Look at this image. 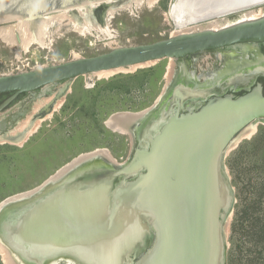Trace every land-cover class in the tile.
Returning a JSON list of instances; mask_svg holds the SVG:
<instances>
[{"label":"water","instance_id":"1","mask_svg":"<svg viewBox=\"0 0 264 264\" xmlns=\"http://www.w3.org/2000/svg\"><path fill=\"white\" fill-rule=\"evenodd\" d=\"M56 2L0 0V24L7 15H44ZM9 10L13 13H6ZM236 13L205 21L224 22ZM260 43L264 14L218 29L200 26L149 44L3 74L0 95L13 96L0 112L20 94L80 77ZM66 91L67 87L61 89L57 99ZM213 95L205 96L176 79L154 107L126 113L141 114L131 133L136 146L126 163L102 158L80 164L82 155L63 169L71 168L70 172L57 173L54 178L62 177L54 179L50 189L42 185L30 191L29 201L17 199L6 206L8 199L3 201L0 241L15 263L227 264L226 223L235 193L225 159L245 128L264 120V95L261 89L237 99L223 91ZM198 99L208 102L183 111Z\"/></svg>","mask_w":264,"mask_h":264},{"label":"rangeland","instance_id":"2","mask_svg":"<svg viewBox=\"0 0 264 264\" xmlns=\"http://www.w3.org/2000/svg\"><path fill=\"white\" fill-rule=\"evenodd\" d=\"M80 1L76 2L80 4ZM175 1L157 0L152 5L146 3L139 7L135 4L128 6L134 0H117L118 3L114 5L113 2L97 5L98 2L92 1L88 3V7L72 6L66 12L63 8L68 4L63 5L62 0H57L53 7L47 9L46 14L35 18L27 17L32 19V24L38 26L44 17L64 15L61 22L54 20L48 26L45 31L48 43L45 46L32 45L19 58L18 45H11L0 38V76L34 70L37 66L59 64L74 58L94 57L117 47L149 44L183 33L178 30L170 15L173 7L178 6V1L173 6ZM94 2L96 3L93 4ZM119 3L127 7H121ZM256 4L257 7L253 10L264 13V4L257 2L254 5ZM113 10L116 12L111 16ZM6 13L12 14L13 11ZM242 14L243 12H239L228 16L223 19L224 23L227 20H237ZM17 17L9 22H2L0 28L11 27L21 37L18 26L21 19L17 20ZM212 21H203L188 28L205 27ZM96 26H103L105 30L97 29ZM79 29H84V32ZM157 66L164 72L156 86L149 88L145 95L134 91L131 96H122L119 92L113 90L110 93L108 90L112 87L108 83L115 78L134 75ZM169 71L172 72L171 86L181 77L178 61L174 60L143 65L134 70L124 69V72L120 70L106 77H80L56 85L50 96L33 104L30 114L18 124L19 129L27 127L33 116L42 109L49 106L53 111L47 117L36 120L33 131L25 133V138H17L19 148L0 147L4 156L0 158V204L11 196L39 188L85 154L107 150L114 163H126L136 144L129 133L121 134L110 128L107 122L118 114L140 113L154 107L168 85ZM65 87L67 91L57 99L58 92ZM113 88L117 90V86ZM76 102L79 104L75 105ZM82 107L85 112L78 113ZM255 126V132L259 126V133H253L248 138L247 134L251 131H244L238 137L237 144H231L225 159L235 193V204L226 223L227 264H264V160L261 156L264 126L259 125V122ZM38 127L40 129L36 132ZM10 135L15 133H9ZM11 140L15 139H0ZM2 258L0 252V264H6Z\"/></svg>","mask_w":264,"mask_h":264},{"label":"flooded vegetation","instance_id":"3","mask_svg":"<svg viewBox=\"0 0 264 264\" xmlns=\"http://www.w3.org/2000/svg\"><path fill=\"white\" fill-rule=\"evenodd\" d=\"M239 19L240 17L237 20L228 21L235 22ZM244 46H252V52L254 53L249 51L246 56H243V53H239V57L234 54L235 52L233 51L238 50L242 52L245 49ZM262 61H264V43L257 45L245 44L241 47H233V49L226 47L217 50H209L179 60L178 71L179 73L181 72V79L179 80L194 85L202 94H205V96H210V94L215 95L217 92L223 91L224 95H232L237 99L249 94L255 89H261L264 95V63ZM252 63L253 65H251ZM245 76H247V78ZM212 78L214 82H210ZM55 86L56 85L48 89H39L32 93L20 94L7 108L0 112V139H7L8 137L9 140L15 139L14 142L13 140L0 141V147L14 146L19 148L18 144L20 143L17 138L20 137L21 140L25 138V133L33 131V124L36 120H40L41 117L43 118L53 111L52 107L49 106L42 109L33 116L27 127L19 129L18 124L30 114L33 104L39 99L47 97L48 95L50 96ZM2 95H0V106L11 98L13 93H9V95L5 96ZM207 102L206 100L198 99L197 101L186 104L183 111L187 112L189 107H193L197 110L198 107L206 105ZM259 125L264 126V120L259 121ZM39 129L40 127L36 128V132ZM258 130L259 126L254 134L259 133ZM9 133H15V135L9 136ZM1 153L2 152H0V154ZM261 156L264 160V147L262 148ZM1 157L4 158L3 154L0 155V158Z\"/></svg>","mask_w":264,"mask_h":264},{"label":"bare ground","instance_id":"4","mask_svg":"<svg viewBox=\"0 0 264 264\" xmlns=\"http://www.w3.org/2000/svg\"><path fill=\"white\" fill-rule=\"evenodd\" d=\"M92 1L98 2L97 5L104 4V3H109V2L110 3L113 2V5L118 3L117 0H87L85 2L80 1L81 2L80 4H78V3L77 4L74 3L73 5L72 4L71 5L68 4V5H66L63 8V10L66 11L68 8H71L72 6H77V5H79L80 7H88L89 6L88 3L92 2ZM156 1L157 0H134V3H130L128 6L131 7L132 5L135 4L137 7H139V6H141L143 4H146V3L149 4V5H152ZM177 1L179 2L178 6L176 8L173 7V9L170 12V15H171L172 19L174 20L178 30H180V32L189 31L190 29L192 30L193 28L189 29L188 27L193 25V24H198L200 21H205V20H207L209 17H211L213 15L224 14L226 12H231V11H235V10L239 11V12H243L242 16L239 19L240 21L241 20H246V19H249V18L250 19L251 18L252 19L253 18H257V17L262 16L264 14L262 11L257 12L255 10H253L254 7H257V4L254 5L255 3H257V2L259 3L260 2L261 5H263L264 4V0H259V1H257V0H255V1H253V0H176L173 3V6L175 5V3ZM96 2H94L93 4H95ZM122 3H119L121 5V7H125L126 8L127 6L123 5L125 3H123V4ZM258 6H260V5H258ZM246 8H249V9H246ZM81 10H84V9H81ZM115 12H116V10L115 11L114 10L111 11V16L114 15ZM101 14H102V12H101ZM95 15H96V13H95ZM16 17H17L16 15H7V16L3 17L1 20L3 22H7V21L12 20L13 18L15 19ZM19 17L20 18L17 17V20L21 19V23H19V25H18L19 29L21 30V31L19 30L20 33H21V37L18 36L17 34H15L16 32L14 33V29L13 28L5 27V28H0V38L3 41H5L6 43H9L11 45H18V47H19L18 57L20 58L22 56V54H23L22 52L27 51L32 45L45 46L48 43V40H47V37H46V33H45V31L47 30L48 26H50L51 23L54 20H59L61 22L63 20V18H64V15H62V16H51L50 18H46V17L43 16L44 18L41 21H39L40 23L38 24V26L32 24L31 23L32 21H31L30 18H26V17L21 18V16H19ZM36 22H37V20H36ZM235 22H237V21H235ZM235 22H230L228 20L226 21V23L221 22V21H213V22H210L206 26L210 27V28L218 29V28H220L222 26H225V25H228V24H231V23H235ZM86 24H87V26H89L88 23H86ZM93 27L95 28V25H93ZM96 27H98L97 29L105 30L103 28V26H96ZM187 28L189 30H186ZM79 30L84 32V29H79ZM246 47L247 46H244L245 49L242 52H239L238 50L237 51H233V52H235L234 54H236L238 57L240 56V55H238L239 53H241V54L243 53L244 54L243 56H246L249 51L250 52L253 51L252 46H249L247 48ZM252 53H254V52H252ZM242 58H244V57H242ZM262 62L264 63V61H262ZM149 65H147V66H149ZM251 65H253V63ZM137 67H143V66H137ZM137 67H133V68H130V69L134 70ZM170 69L172 70V68H170ZM125 70H128V69H125ZM121 71L124 72V69H122ZM116 72H118V71L103 72V73H100L98 75H100L102 77L103 76L106 77V76L112 75V74H114ZM171 74H172V72L169 71V73L167 75V77H168V81H167L168 85H167L166 89L170 87V82H172L171 81V77H170ZM245 77L247 78V76H245ZM179 79H181V78H179ZM210 82H214L213 78H212V80ZM140 118H141V114L138 115V114H126V113H124L122 115L114 116L112 119H110L107 122V124L113 130L121 132V134L122 133L123 134L124 133H129L131 135L135 123ZM257 122H259V121H256V122L252 123L247 128H245V130H244L245 132L243 131L244 133H247L248 131H251L250 134H247L248 138L251 136V134L255 133L254 129H256L255 124ZM240 135L238 137H240ZM238 137L233 142V144L236 143ZM7 139H9V137ZM99 157L103 158V159L108 158V159H110L112 161V157H111L110 153L107 150H98L97 152H94L92 155H87V154L83 155L82 158L80 159V164L87 163V162H90L92 160L100 161V159H96V158H99ZM70 169L71 168H66L65 170H63V173L60 174V175H63V174H66V173L70 172ZM58 177H62V176L58 175L56 178H58ZM56 178H51L50 180L46 181L45 184H44V187L42 189L43 190L44 189H50L51 185L54 184V179H56ZM36 191H38V190H36ZM30 193L31 194L26 192V193L20 194L17 197H15V196L12 197L11 196V198H9L7 201H5L4 204L6 206L7 204H9V203H11L13 201H18V200L19 201L20 200L29 201L31 199V197H32L31 195H32L33 192H30ZM35 197H37V196H35ZM34 198H32V199H34ZM3 205L2 204L0 205V213L3 210ZM0 252H1L6 264H17L13 260L8 248L1 241H0Z\"/></svg>","mask_w":264,"mask_h":264},{"label":"trees","instance_id":"5","mask_svg":"<svg viewBox=\"0 0 264 264\" xmlns=\"http://www.w3.org/2000/svg\"><path fill=\"white\" fill-rule=\"evenodd\" d=\"M162 72H164V70H161V67L157 66V67L141 70L134 75H129L126 77L120 76L119 78H115L108 83L109 86H112L109 87L108 90L110 91V93H113V90L119 92L120 95L122 96L124 95L131 96L134 93V91H137V93L139 92L145 95V93L149 88H151L152 86H156ZM113 86H117V90H115ZM5 95H9V94H3L2 96ZM77 104H79V102H76L75 105ZM84 104L85 103H83V105ZM93 106L94 104H92V107ZM83 112H85L84 107H82V109H80L78 113H83Z\"/></svg>","mask_w":264,"mask_h":264},{"label":"built area","instance_id":"6","mask_svg":"<svg viewBox=\"0 0 264 264\" xmlns=\"http://www.w3.org/2000/svg\"><path fill=\"white\" fill-rule=\"evenodd\" d=\"M39 67H41V66H37L36 69L39 68Z\"/></svg>","mask_w":264,"mask_h":264}]
</instances>
